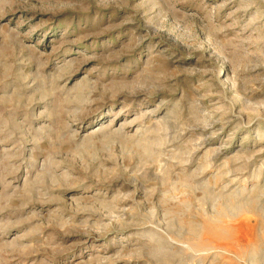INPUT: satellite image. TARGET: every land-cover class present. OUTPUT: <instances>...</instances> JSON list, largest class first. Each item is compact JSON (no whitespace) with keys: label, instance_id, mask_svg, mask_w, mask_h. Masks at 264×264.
Listing matches in <instances>:
<instances>
[{"label":"rangeland","instance_id":"374dc122","mask_svg":"<svg viewBox=\"0 0 264 264\" xmlns=\"http://www.w3.org/2000/svg\"><path fill=\"white\" fill-rule=\"evenodd\" d=\"M0 264H264V0H0Z\"/></svg>","mask_w":264,"mask_h":264}]
</instances>
